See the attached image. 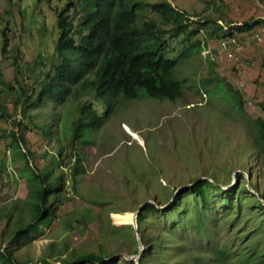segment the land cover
I'll list each match as a JSON object with an SVG mask.
<instances>
[{
    "label": "rangeland",
    "instance_id": "1",
    "mask_svg": "<svg viewBox=\"0 0 264 264\" xmlns=\"http://www.w3.org/2000/svg\"><path fill=\"white\" fill-rule=\"evenodd\" d=\"M169 1L188 12L192 19L206 16L227 26L264 20V0ZM68 2L0 0V105L4 109L0 116V134L18 125L22 119L21 108L27 104L28 97L34 101L35 106L28 110L32 120H22L28 128L29 147L36 154L30 160L42 167L51 155H57L62 149V162L57 171L66 177L62 195L68 198L52 222L43 225L39 235L17 245L18 257L33 261L44 256L49 258L51 245L55 244L56 250L66 257L101 251L120 256L122 261L123 255L133 254L138 247L136 233L134 228L116 230L114 225H129L133 212L147 200L155 202L159 210L176 204L181 196L180 208L167 214L168 222L158 210L148 213L153 245L161 246L164 239L174 242L167 254L169 264L252 262L259 244L247 242L246 225L253 216L250 210L254 208V200L247 194L238 199L230 191L234 185L247 186L254 175L260 180L259 195L264 192V160L256 155L252 128L253 119H264V22L254 30L261 32V38L254 37L253 33L239 37L240 48L232 58L222 56L216 48L219 42L209 38L207 45L217 52L214 59L204 50L201 55L181 59L174 73L177 77L187 76L189 85L178 100L148 96L133 100L120 98L106 124L86 135L90 144L76 145L82 156V172L74 190L69 173L76 157L69 145L68 132L78 102L70 98L64 104L45 103L41 92L47 72L57 61L54 54L60 34L57 10ZM87 2L92 0H84L80 7L93 6ZM6 37L8 46L3 52ZM208 57L216 63L214 71L210 69ZM218 76L225 79L227 91H242L246 99L245 114L231 108L230 96L219 88ZM207 80L209 84L203 86L202 82ZM23 93H27V98L19 104ZM89 98L92 97L84 96L81 101ZM92 100L99 110L103 109ZM48 127L50 132H45ZM10 143V138L0 139V208L25 203L29 194L22 174L23 161L12 160ZM239 172L245 180L237 176ZM200 177L213 179L225 189L224 193L211 191L210 206L204 210H200L201 204L192 194L180 189L192 187L193 181ZM223 197H235L234 207L224 203ZM261 198L264 213V198ZM195 203L197 210H194ZM236 215L238 219L232 220ZM198 217L204 218L206 228L199 227ZM6 222V219L0 222V244L6 242L2 234ZM173 223L183 225L170 237ZM225 243L230 252L224 262L219 249ZM155 254L152 259L162 257L158 251Z\"/></svg>",
    "mask_w": 264,
    "mask_h": 264
},
{
    "label": "trees",
    "instance_id": "2",
    "mask_svg": "<svg viewBox=\"0 0 264 264\" xmlns=\"http://www.w3.org/2000/svg\"><path fill=\"white\" fill-rule=\"evenodd\" d=\"M68 1L63 9L57 10V24L60 30L54 50L57 61L52 63L50 71L47 72L41 92L45 103L64 104L70 98L78 102L77 113L70 120L68 132L69 145L73 147L76 157L69 173V180L74 190L77 189L82 172V156L80 151H77L76 145L78 143L85 146L90 144V140L85 138L86 135L89 132L100 130L106 124L118 106L120 98L133 100L148 96L161 100H178L185 95L186 86L189 85L187 76L177 77L174 73L181 59L201 55L207 47L209 38H214L219 42L233 30L241 34L253 30L255 26L264 22L263 19L244 21L236 25H228L229 27L225 29V25L215 18L204 16L192 19L188 12L174 6L169 0L160 2L92 0V3L87 2V4H93V6L84 9L80 7L84 0ZM206 34H209V37H206ZM7 46L8 38L6 37L3 42V52H6ZM214 53L217 54L216 51ZM207 60L210 63V69L214 71L216 63L209 57ZM217 79L219 88L230 96L231 108L240 114H245L246 99L242 91L234 89L229 92L225 79L219 76ZM202 84L203 86L209 84V80ZM207 91L210 90L207 89ZM26 95L27 93L22 94L19 104L23 102ZM84 96L92 98L81 101ZM40 98L42 97L38 99ZM92 99L100 103L103 109L99 110ZM28 100H30L29 97L27 104L21 108L22 119L18 120V125L0 134V139H11L12 160L23 161L22 174L26 177L29 189L25 203L22 201V204L17 203L15 207L13 205L0 208V222L7 220L2 234L6 237L5 243H8L7 246L4 245L5 243L0 244V264H57L58 261L61 264H169L167 254L174 242L164 239L161 246H156L153 245L154 238L149 234L148 213L158 210L153 203H146L137 218L141 239L147 245L139 263L134 260L128 261L125 258L121 261L120 256L108 255L101 251L66 257L61 251L56 250L55 244L51 245L49 258L44 256L33 261L21 260L18 257L17 245L30 237L39 235L43 225L50 224L56 216V211L68 201V198L62 195L66 177L57 171L62 162V149H59L57 155H51L49 162L42 167L30 160L36 154L29 147V140L26 137L28 128L22 120L25 118L32 120L28 110L35 106V102ZM0 111V116H3L4 109L1 105ZM252 123L256 155L264 160V119L257 117ZM47 131L50 132L49 127L45 128V132ZM5 163L4 160L3 165ZM248 172L252 175L251 169ZM237 176L245 180L243 173L239 172ZM259 181L252 175L250 183L257 191H260ZM191 186L181 189V192L187 191L185 194H192L194 200L201 204L200 210L209 208L211 191L219 193L225 191L223 187L208 178L195 179ZM230 192L236 194L238 199L247 194L254 200V208L250 210L253 216L250 223L246 225V230H248L246 232L249 233L247 242H258L259 249L254 260L244 264H264L262 201L256 194L250 192L244 183L234 185ZM261 196L264 198V192H261ZM180 198L181 196L176 199V204L172 203L168 208L158 210L161 212L159 214H165L167 222L169 220L167 214L180 208L179 204L182 201ZM234 198L223 197L222 201L229 202L232 208ZM197 209L198 204L195 203L194 210ZM237 215L232 220H237ZM198 219L199 227L206 228L204 218L198 217ZM181 225L183 224H172L170 237L175 235ZM127 227L134 228L130 224L114 225L116 230ZM227 243L219 249L224 262L230 252ZM137 251L136 246L133 254ZM156 251L160 252L162 257L152 259ZM57 254L59 255L56 256ZM53 257L54 260H50ZM176 264L182 263L177 262Z\"/></svg>",
    "mask_w": 264,
    "mask_h": 264
},
{
    "label": "built area",
    "instance_id": "3",
    "mask_svg": "<svg viewBox=\"0 0 264 264\" xmlns=\"http://www.w3.org/2000/svg\"><path fill=\"white\" fill-rule=\"evenodd\" d=\"M228 27L229 26L225 25V29ZM252 33V35H254V37L256 38H261L262 36L260 31H254ZM239 37L240 35L235 30H233V32L227 35V37L222 38L219 41V44L216 47L218 52H220V54L227 59L234 57L236 50L240 48ZM204 51H207L204 53L208 54L212 59H214L215 53L211 45H207Z\"/></svg>",
    "mask_w": 264,
    "mask_h": 264
},
{
    "label": "water",
    "instance_id": "4",
    "mask_svg": "<svg viewBox=\"0 0 264 264\" xmlns=\"http://www.w3.org/2000/svg\"><path fill=\"white\" fill-rule=\"evenodd\" d=\"M234 175H235V173H234ZM211 180L213 181V179H211ZM234 182H235V181H233L230 185H228V187H231V185H233ZM247 182H248V184H247L248 189H249L251 192H253L254 194L258 195L259 199H260L261 201H263V199H262L261 196L259 195V192L256 191V190L252 187L250 181L248 180ZM187 187H188V186H183V187H181L180 189H185V188H187ZM146 203H153V204L157 205L155 202H153V201H151V200H147V201H145L144 203H142V204L139 206V208H138L136 211H134V218H133V221L130 222V223H128V224H131V225L134 227V229H135L136 239H137V244H138V251H137V253H134V254H131V255H123V256H124V258H125L126 260H128V261L134 260V261H136V263H139V259H140L141 255H142V253L144 252L145 247H146V246H144L145 244L143 243V241H142V239H141V236H140V232H139V229H138V219H137L139 213L141 212V210L143 209V207H144V205H145ZM120 255H121V254H120ZM116 256H117V255H116Z\"/></svg>",
    "mask_w": 264,
    "mask_h": 264
},
{
    "label": "crops",
    "instance_id": "5",
    "mask_svg": "<svg viewBox=\"0 0 264 264\" xmlns=\"http://www.w3.org/2000/svg\"><path fill=\"white\" fill-rule=\"evenodd\" d=\"M239 24V23H238ZM258 27H262V26H260V25H257V26H255L254 27V29L253 30H251V31H247V32H243V33H241V34H239L241 37H246V36H249V35H251L252 34V32L255 30V29H257ZM264 28V27H263Z\"/></svg>",
    "mask_w": 264,
    "mask_h": 264
},
{
    "label": "bare ground",
    "instance_id": "6",
    "mask_svg": "<svg viewBox=\"0 0 264 264\" xmlns=\"http://www.w3.org/2000/svg\"><path fill=\"white\" fill-rule=\"evenodd\" d=\"M133 218H134V212H133ZM132 222V221H131ZM130 223V222H129Z\"/></svg>",
    "mask_w": 264,
    "mask_h": 264
}]
</instances>
